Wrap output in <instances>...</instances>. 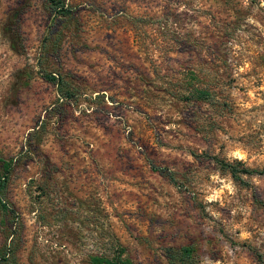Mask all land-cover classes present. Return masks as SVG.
Segmentation results:
<instances>
[{
    "label": "rangeland",
    "instance_id": "obj_1",
    "mask_svg": "<svg viewBox=\"0 0 264 264\" xmlns=\"http://www.w3.org/2000/svg\"><path fill=\"white\" fill-rule=\"evenodd\" d=\"M45 1L0 0V264H92L111 235L130 264H264V174L213 160L264 169V0H66L56 45ZM193 78L217 101L166 93Z\"/></svg>",
    "mask_w": 264,
    "mask_h": 264
},
{
    "label": "trees",
    "instance_id": "obj_2",
    "mask_svg": "<svg viewBox=\"0 0 264 264\" xmlns=\"http://www.w3.org/2000/svg\"><path fill=\"white\" fill-rule=\"evenodd\" d=\"M46 8L48 12L58 18L59 26L62 28L61 31L57 32L53 26L47 36V40L53 41L56 45L57 42L61 41L64 37L67 26L72 21V13L69 5L66 4V0H46ZM56 52V51H55ZM56 75V76H55ZM43 73V79L52 83L57 87V92L60 99L69 104L73 99L77 98L79 91L76 87L72 86L68 80L64 78V75L59 73ZM196 80L193 78L188 82H183L176 86L173 92L165 90L171 97L185 103H208L213 104L216 102L215 94L209 88V84L205 83L203 86L194 84L192 81ZM198 81V80H197ZM225 107V105H223ZM217 168L224 174L229 175L234 181H241L242 176L251 175H262L264 169L258 170L256 168H250L246 166L240 160L227 161L224 159L213 158ZM13 163L5 160H0V204L6 214H13L11 209H8V205L4 199V193L7 189L9 179L12 173ZM43 190V189H42ZM109 248L108 251L95 254L91 256L90 261L92 264H130L129 261L124 258V250L116 241L113 240V236L109 237ZM190 246H182L178 248H167L165 250V257L169 261V264H194V254ZM8 253L3 258V262L7 261ZM260 258L259 256H257ZM262 263V262H261Z\"/></svg>",
    "mask_w": 264,
    "mask_h": 264
},
{
    "label": "crops",
    "instance_id": "obj_3",
    "mask_svg": "<svg viewBox=\"0 0 264 264\" xmlns=\"http://www.w3.org/2000/svg\"><path fill=\"white\" fill-rule=\"evenodd\" d=\"M98 95V94H97Z\"/></svg>",
    "mask_w": 264,
    "mask_h": 264
}]
</instances>
